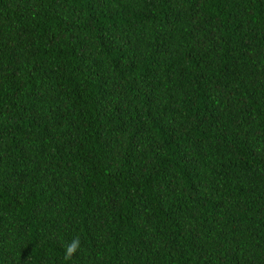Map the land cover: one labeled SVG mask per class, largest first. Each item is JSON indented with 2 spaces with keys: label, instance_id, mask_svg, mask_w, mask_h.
Wrapping results in <instances>:
<instances>
[{
  "label": "trees",
  "instance_id": "obj_1",
  "mask_svg": "<svg viewBox=\"0 0 264 264\" xmlns=\"http://www.w3.org/2000/svg\"><path fill=\"white\" fill-rule=\"evenodd\" d=\"M0 264H264V0H0Z\"/></svg>",
  "mask_w": 264,
  "mask_h": 264
},
{
  "label": "clouds",
  "instance_id": "obj_2",
  "mask_svg": "<svg viewBox=\"0 0 264 264\" xmlns=\"http://www.w3.org/2000/svg\"><path fill=\"white\" fill-rule=\"evenodd\" d=\"M80 247L81 245L79 239H73L71 243L66 245L65 258L71 259L77 253V251L80 250Z\"/></svg>",
  "mask_w": 264,
  "mask_h": 264
}]
</instances>
